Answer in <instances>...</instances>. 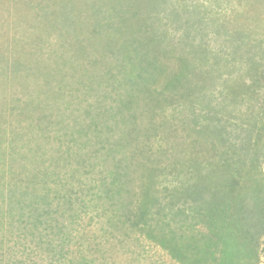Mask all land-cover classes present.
I'll return each mask as SVG.
<instances>
[{
    "label": "rangeland",
    "instance_id": "374dc122",
    "mask_svg": "<svg viewBox=\"0 0 264 264\" xmlns=\"http://www.w3.org/2000/svg\"><path fill=\"white\" fill-rule=\"evenodd\" d=\"M91 3L0 0V264H180L147 232L167 231L159 207L247 133L259 160L237 168L264 184V0ZM88 10L115 28L94 33ZM199 223L182 252L217 250Z\"/></svg>",
    "mask_w": 264,
    "mask_h": 264
},
{
    "label": "trees",
    "instance_id": "16d2710c",
    "mask_svg": "<svg viewBox=\"0 0 264 264\" xmlns=\"http://www.w3.org/2000/svg\"><path fill=\"white\" fill-rule=\"evenodd\" d=\"M150 3L153 7H157V5L161 4L152 1H150ZM91 4H93V0ZM91 4L85 5L89 8L93 7ZM69 8L70 7L65 3L62 11L67 9L66 14H68ZM80 12L79 10L78 13ZM87 12L90 13L89 18L93 21L94 28L97 26V32L94 33L99 36H102L107 30L110 31L115 28L107 25V23H101L99 10H88ZM87 12L84 14V17ZM138 12H141L140 9L135 8L134 23L139 18L141 21V17L144 23L145 19L149 17L150 14L145 18ZM78 13L75 12V15ZM140 21L138 24H140ZM237 42L240 44L239 40H237ZM262 42L263 40L258 41L256 44L254 43V48L257 47L263 50L264 46H261ZM237 46V44L235 47L229 45V48L232 52H238L239 47ZM247 47L253 48V45L248 44ZM148 51L151 53L149 49ZM142 56L144 58L150 57L158 61L155 55ZM199 56V58H201V55ZM149 62H151V60H149ZM186 66L187 65L184 63L182 69ZM138 71L144 72L145 70L140 67ZM204 75L208 76V73H198V76L203 77ZM181 76L185 78L184 74ZM131 84H138V87L150 88L153 83L144 84L140 82V80H136ZM151 91L152 90L149 92ZM158 91L160 90H157V94H159ZM199 92H201V89ZM90 120H92V118L89 119L88 127H86L85 132L90 130L89 126L91 127V124L95 125L94 119L91 122ZM214 126L215 131H212L213 136L215 134L216 136L214 137L218 138L219 142H221L220 135L223 131L218 125ZM253 126L254 125H250L251 129L248 127L246 132L253 131L255 129H253ZM94 127H96V125ZM85 132L83 134H85ZM260 136V133L259 135L256 134L252 139L253 145L257 144L258 137L260 138ZM90 140L91 138H89L87 142L89 143ZM250 140V133L245 134V142L241 147L243 150H241L239 154H235L239 157L237 158V162H229L226 159H221L215 162L212 169L203 172L205 175L199 178V181H185L186 184H182L180 193V199L183 201V203L180 204L181 208L175 209L171 205L165 208L159 207V212L160 210L163 211L169 208L170 212L168 214L170 220L163 227L167 229V231L165 233L161 231V233L156 234L153 228H151L147 232L150 231L153 237L165 238L163 240V247L168 251L175 262H179L180 264H254L259 249L258 241L263 244L260 254L264 256V184L261 178L255 179L252 176L250 177L251 174L248 170L240 173L237 168L239 165L243 166L247 164L245 161L252 164L256 162L255 165H257L259 156L257 152L251 156V152L249 151V146L251 145ZM223 144L225 145V143ZM246 146H248V148H246ZM231 147L236 150L240 146L238 143L234 142L231 144ZM249 160H252V162ZM230 167H234L235 170H230L228 175L227 169ZM245 172L248 173L246 178L242 176V173ZM193 174L194 173L190 172L188 177H192ZM240 176L247 181L241 182ZM239 192H241V195ZM148 203H152V201H148ZM195 222H200L204 226L206 235L209 233L211 234L213 239L210 237V240H212L213 244L215 243L218 246L217 248L214 244L217 250L205 244H200L197 250L194 251V254L186 253L185 249H183L184 252L181 251V247L185 246L183 243H185L186 246L192 245V241L195 239L193 238L195 235H188L186 231H192L193 227L191 224ZM145 223L146 222H143V224ZM186 223L190 224V227H188ZM147 227L146 224V228ZM205 233H202L204 237L206 236ZM157 240L159 241V238H157Z\"/></svg>",
    "mask_w": 264,
    "mask_h": 264
}]
</instances>
